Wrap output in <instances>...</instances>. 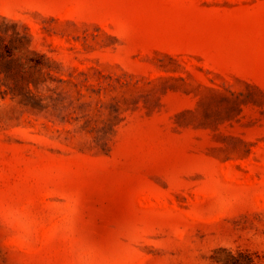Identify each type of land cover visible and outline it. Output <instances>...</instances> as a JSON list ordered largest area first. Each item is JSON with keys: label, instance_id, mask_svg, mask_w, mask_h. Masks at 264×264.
<instances>
[{"label": "rangeland", "instance_id": "374dc122", "mask_svg": "<svg viewBox=\"0 0 264 264\" xmlns=\"http://www.w3.org/2000/svg\"><path fill=\"white\" fill-rule=\"evenodd\" d=\"M264 264V0H0V264Z\"/></svg>", "mask_w": 264, "mask_h": 264}, {"label": "trees", "instance_id": "16d2710c", "mask_svg": "<svg viewBox=\"0 0 264 264\" xmlns=\"http://www.w3.org/2000/svg\"><path fill=\"white\" fill-rule=\"evenodd\" d=\"M223 264H260L252 253L247 251L230 252L229 258Z\"/></svg>", "mask_w": 264, "mask_h": 264}]
</instances>
